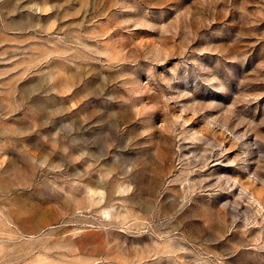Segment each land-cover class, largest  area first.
<instances>
[{"label": "rangeland", "instance_id": "1", "mask_svg": "<svg viewBox=\"0 0 264 264\" xmlns=\"http://www.w3.org/2000/svg\"><path fill=\"white\" fill-rule=\"evenodd\" d=\"M37 1L0 0V264H264V0H46L45 58Z\"/></svg>", "mask_w": 264, "mask_h": 264}, {"label": "crops", "instance_id": "2", "mask_svg": "<svg viewBox=\"0 0 264 264\" xmlns=\"http://www.w3.org/2000/svg\"><path fill=\"white\" fill-rule=\"evenodd\" d=\"M52 11V5L46 0H39L30 7H19L18 13L15 7L12 9L11 33L17 34L22 41L33 43L28 49L36 51L35 57H47L45 51L51 49V42L66 39L62 31L64 21Z\"/></svg>", "mask_w": 264, "mask_h": 264}]
</instances>
